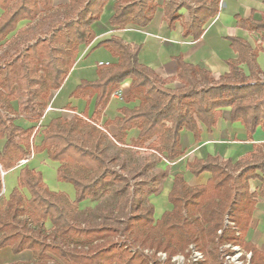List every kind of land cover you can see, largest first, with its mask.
Masks as SVG:
<instances>
[{
  "label": "trees",
  "instance_id": "trees-1",
  "mask_svg": "<svg viewBox=\"0 0 264 264\" xmlns=\"http://www.w3.org/2000/svg\"><path fill=\"white\" fill-rule=\"evenodd\" d=\"M109 1L67 0L55 7L54 0H0V45L13 34L0 50V170L8 172L32 154L45 152L49 161L59 164L56 180L74 189L70 200L63 192L51 191L41 172L23 166L17 186L0 205V250L31 253L32 262L12 264H48L52 258L59 262L55 264H149L141 252L129 250L164 252L170 260L177 254L187 256L193 244L204 254L199 264H223L218 249L229 244L250 255L248 264H264V253L245 239L256 200L264 198V144H253L235 162L211 155L188 161L186 169L194 177L208 173V180L191 187L175 173L167 194L171 209L159 218L149 201L167 178V169L156 166L182 155L181 131L199 141L200 126L210 132L222 109L229 108V121L241 124L248 139L258 128L264 132V73L256 61L257 49L247 41L227 38L237 58L228 60V71L217 78L176 57V76L162 79L139 62L141 45L112 36L94 48H104L116 61L99 65L95 80H81L70 93L87 106L93 99L91 116L85 111L69 119L52 118L40 130L38 145V129L14 123L20 116L31 123L41 119L50 92L63 85L79 47L95 40L93 26ZM220 1H164L163 18L171 29L184 9L188 20L182 23V37L197 40L203 25L218 14ZM159 7V0H114L108 23L119 30L129 24L145 28ZM236 20L239 28L264 32V17L255 20L251 14ZM22 22L26 24L19 28ZM127 79L123 100L138 105L121 108V116L105 122L117 129L110 137L99 121ZM174 81L181 86L170 87ZM134 129L138 134L127 144L126 135ZM132 149L143 150L140 174H148L133 184L125 175V156ZM253 180L260 182L258 193L250 191ZM3 189L0 175V197ZM103 192L113 195L111 203L79 208Z\"/></svg>",
  "mask_w": 264,
  "mask_h": 264
},
{
  "label": "crops",
  "instance_id": "crops-1",
  "mask_svg": "<svg viewBox=\"0 0 264 264\" xmlns=\"http://www.w3.org/2000/svg\"><path fill=\"white\" fill-rule=\"evenodd\" d=\"M164 1L168 2L170 0H159L160 7L157 9L153 20L147 27L138 28L135 25L129 24L124 29L119 30L110 26L108 23L109 17L113 14L114 0H110L104 7L99 21L93 26L96 35L95 40L89 46L79 47L74 66L70 70L63 85L59 90L51 91L53 95L50 94L51 97L48 99L50 110L47 112L45 110L43 116L37 123L27 121V117L25 116H20L14 123L23 129L34 127L35 132L38 129L34 139V144L38 145L41 140L39 136L40 130L52 118L61 116L69 119L73 115L81 116L85 111L88 117L91 116L93 99L87 106L85 100L70 97V93L80 84L81 80H95L97 78L96 70L99 65L116 61L104 48H94L99 42L109 39L112 36L120 38L127 44L141 45V50L138 55L139 62L151 68L162 79L174 78L176 76V57H181L185 63L199 65L205 68L215 78L223 75L228 71L227 61L237 58V54L232 50L230 42L227 40L228 37L241 38L247 41L253 49H257L256 61L261 72L264 73V32L258 33L239 28L236 20L238 16L244 21L251 14L255 20L263 18L264 0H221L218 14L203 25V34L197 40L191 37H182V23L188 20V14L184 9L180 11L182 15L181 20L177 21L171 29L167 27L163 18V9L161 8ZM1 12L0 10V14ZM22 23L26 24V22ZM244 71L246 72L245 68ZM129 84V79L119 84L118 90L112 95L99 121L100 129L104 127L110 137L116 135L117 129L113 125H105V122L121 116L119 112L121 108H133L138 105V101L125 103L123 100L128 94ZM180 86L181 84L178 81H174L170 85L172 88H178ZM16 108L14 109L16 110ZM62 111L66 114H61ZM39 126L42 127L39 128ZM200 129L199 141H196L193 134L188 131L183 130L180 132L179 151L182 155L170 167L174 174L181 173L187 184L191 187L205 184L210 175L203 173L198 177H194L186 169V163L188 161L194 158L205 159L208 155H211L218 156L222 160L229 159L235 162L241 156L250 152L253 144H264V132L260 128L255 131L251 139H248L246 131L241 124L231 123L229 121V108L222 109L216 126L210 132L203 126H200ZM137 134L138 131L136 129L129 131L126 135L125 142L129 144ZM2 145L3 142L0 144V151ZM31 156L32 160L30 161L28 158L26 165L30 169L41 172L43 181L48 184L51 191L63 192L70 200H73L74 189L68 185H63L65 183L60 184V182L58 183L57 180H54L59 164L56 162L51 163L47 159L45 152L32 154ZM44 160L48 163L46 165L40 164ZM47 165L52 167L53 176L51 175V182L43 176V170ZM19 170L13 176L12 180L7 183V186L5 185L8 194L17 186ZM171 185L172 179L165 185L166 193L164 194V201H161L159 208L151 203L155 208V214L158 213V218L164 211L171 209V205L167 202V194ZM249 186L251 192L258 193L260 182L258 180L250 181ZM256 201L250 228L247 231L245 239L256 245L264 253V198L258 197Z\"/></svg>",
  "mask_w": 264,
  "mask_h": 264
},
{
  "label": "rangeland",
  "instance_id": "rangeland-1",
  "mask_svg": "<svg viewBox=\"0 0 264 264\" xmlns=\"http://www.w3.org/2000/svg\"><path fill=\"white\" fill-rule=\"evenodd\" d=\"M67 0H54V6H58L61 4L66 3ZM25 24L24 23H20L19 24V28L24 27ZM10 36H8L7 40L9 39ZM6 40V41H7ZM6 41L2 42L0 45V50L4 49L6 46ZM178 86V85H176ZM51 95H53V92H50ZM49 94V97H51V95ZM48 97V99H49ZM22 101H24L22 99ZM12 105L14 106V108H16V102H12ZM61 114H66L65 112H61ZM42 127V126H41ZM40 127V128H41ZM3 141H0V144ZM130 153H127L128 155H126V159L128 161L129 159V163L127 162V164L129 165V167H125L126 171H125V175H127V177L131 180V183L133 184V182L138 181L139 179H147L148 178V174H140V166L142 163L141 157H143V150L141 149H132L130 150ZM112 153V152H111ZM28 160H32V156L29 157ZM51 162V161H50ZM27 162H19L18 165L12 169L9 172H4V175L2 177V182H3V187L4 190L2 192V197H0V205L4 206V202L7 199V195H8V190L5 187V185L7 186V183L9 181L12 180L13 176L17 173V171L23 166L26 165ZM48 162H46V160H44L43 162H41L40 164L42 165H46ZM53 163V162H51ZM120 163H122V159L119 160V165ZM131 164V165H130ZM28 165H32V164H28ZM171 165H173V162H168V161H162L161 163H159L156 168H158L161 171H164L165 169H167V178L166 180L162 183V188L161 191L157 194V195H152L149 197V201L150 203H153L154 205H156L157 208H159V205L161 204V201H164V194L166 193V188L165 185L167 183H169V180L172 179V176L174 174V172L170 169ZM113 169H115L116 171H118V167L115 166L113 167ZM51 175L52 174V167L50 165H47L45 167V169L43 170V176L45 178H47V180H49V182H51ZM137 175V176H136ZM54 180L56 181V178H54ZM59 183V182H58ZM63 184V183H60ZM48 185V184H47ZM63 185H68L70 187H72L70 184H63ZM73 188V187H72ZM113 201V195L111 193H100L99 195H97L94 199L91 200H87L84 203L80 204L79 208L82 210L84 208H93L96 207L97 205L99 206H106L109 203H111ZM155 218H158V213L155 214ZM233 247H237V246H232V245H222L219 246V254H220V259L222 260L223 264H248V256L247 253H245L242 249L235 250ZM191 248H194L196 251L200 252L199 250H197V248H195V246L193 244L188 246L187 249V256L185 255H181V254H177L175 256H182L185 259V263L188 262L189 260V256L191 255ZM131 253H134L136 251H139L143 254V256H145L146 258H148V263L149 264H161L162 262L159 261L158 259V253H164V252H154L152 250H148V249H138V248H131L129 250ZM203 255V259L201 261L204 260V254L202 252H200ZM166 254V253H165ZM167 256V255H166ZM172 256V257H175ZM171 257V258H172ZM171 258L170 260H168L167 257V262H165V264H175L174 262H171ZM32 256L30 252H22L19 255H13L10 251V248H5L3 250H0V264H12V263H16V262H24V263H30L32 262ZM199 261V262H201ZM55 263H59L56 259L52 258L51 261L48 262V264H55Z\"/></svg>",
  "mask_w": 264,
  "mask_h": 264
},
{
  "label": "built area",
  "instance_id": "built-area-1",
  "mask_svg": "<svg viewBox=\"0 0 264 264\" xmlns=\"http://www.w3.org/2000/svg\"><path fill=\"white\" fill-rule=\"evenodd\" d=\"M50 110V107L48 106L46 109V112ZM104 132H106L104 129H102ZM22 162H27V160H23ZM235 250H238V247H233ZM248 259L250 257L249 254H247ZM189 260L187 263H185V259L182 256H175L171 258V262L175 264H199V261L203 259V255L196 251L194 248H191V255L189 256ZM158 259L161 261V264H165L167 262V256L165 253H158Z\"/></svg>",
  "mask_w": 264,
  "mask_h": 264
},
{
  "label": "water",
  "instance_id": "water-1",
  "mask_svg": "<svg viewBox=\"0 0 264 264\" xmlns=\"http://www.w3.org/2000/svg\"><path fill=\"white\" fill-rule=\"evenodd\" d=\"M0 175H1V177L3 176V172L2 171H0Z\"/></svg>",
  "mask_w": 264,
  "mask_h": 264
}]
</instances>
